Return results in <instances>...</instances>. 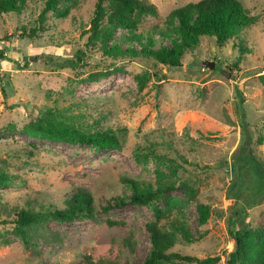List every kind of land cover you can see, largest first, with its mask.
Masks as SVG:
<instances>
[{
	"label": "rangeland",
	"instance_id": "obj_1",
	"mask_svg": "<svg viewBox=\"0 0 264 264\" xmlns=\"http://www.w3.org/2000/svg\"><path fill=\"white\" fill-rule=\"evenodd\" d=\"M30 1L20 14L0 15V127L16 126L0 132V219H12L23 205L60 207L77 187L92 194L95 213L47 220L31 230L29 246L12 231V222L0 225V264H70L82 261L84 254L139 263L148 250L146 223L155 217V207H169L189 224L194 240L178 237L174 250L219 256L213 264H226L234 248L226 192L234 176L233 154L245 139L242 123L254 138L251 152L264 164V0H241L257 22L223 46L213 36H203L181 67L143 57L113 64L93 51L86 64L62 68L44 58L62 60L73 56L76 44L84 48L79 23H88L95 0H73L75 7L66 17H51L33 38L21 33L37 24L44 0ZM151 1L158 14L146 15L147 25L161 23L172 8L193 0ZM204 60L214 61V67L201 66ZM107 70L98 80L87 79L91 72ZM55 105L83 112L79 122L84 119L85 128L115 131L121 146L101 150L20 130ZM137 149L153 152L140 162ZM123 176L187 186H177L153 205L125 202L101 210L107 201L130 193ZM199 202L210 206L203 225L198 224ZM248 212L251 224L264 227V200ZM162 217L161 222L168 215ZM254 247L264 249L258 242Z\"/></svg>",
	"mask_w": 264,
	"mask_h": 264
},
{
	"label": "trees",
	"instance_id": "obj_2",
	"mask_svg": "<svg viewBox=\"0 0 264 264\" xmlns=\"http://www.w3.org/2000/svg\"><path fill=\"white\" fill-rule=\"evenodd\" d=\"M30 0H0V15L20 14L30 8ZM73 2V3H72ZM75 7L73 0H44L37 14V24L29 31L23 29L21 35L33 38L38 30L49 25L51 17L64 18ZM157 6L151 0H95L88 23H79L83 33V46L75 45L72 57L62 60L51 55H44V60L57 67H76L86 64L93 51L115 61L122 58L143 57L168 67H181L183 58L189 51L196 49L203 36H213L218 46H223L229 39L239 37L243 30L257 22L254 14L245 7L241 0H193L172 8L161 23H144L146 15H157ZM1 56V55H0ZM119 69L115 67L114 70ZM111 71V70H109ZM109 71H94L88 80H98ZM64 107H48L41 115L31 119L21 127V131L36 138L67 143H83L97 149L119 148L120 140L115 131L110 129L90 130L84 127L79 115L83 112H65ZM239 112V111H238ZM240 113V112H239ZM245 131L244 143L233 154V178L228 186L226 197L228 205L229 233L234 240V248L228 253L226 264H264V249L255 248V243L264 247V227L251 224L248 209L264 200V164L251 152L254 138L248 124L242 123ZM12 123L0 127V132L15 129ZM257 140L262 141V137ZM256 140V142H257ZM149 152L135 151L138 161L144 162ZM185 160V159H184ZM186 161V160H185ZM253 167L256 168V172ZM253 170V171H252ZM257 173L255 178L252 174ZM256 179L255 182L252 181ZM122 182L130 189L124 196H116L101 210H109L113 205L130 202L148 205L160 199L179 185L173 181L136 179L123 176ZM3 180L0 179V185ZM92 194L85 187H77L65 195L62 206L54 204L34 208L29 205L16 207L12 219H0V225L12 222V231L31 245V230L47 220L70 221L76 218L94 216L95 205ZM113 201V202H112ZM155 217L146 223L149 233L148 250L139 263L124 264H174L190 263L213 264L219 256L198 257L184 254L173 247L178 237L192 242L189 224L178 212H171L169 207L161 211L154 208ZM198 224L207 222L210 206L203 202L197 204ZM165 218L163 222L161 220ZM109 223H114L108 220ZM128 244L132 246L128 240ZM51 264H59L54 262ZM70 264H118L114 259L94 260L84 254L82 261Z\"/></svg>",
	"mask_w": 264,
	"mask_h": 264
},
{
	"label": "water",
	"instance_id": "obj_3",
	"mask_svg": "<svg viewBox=\"0 0 264 264\" xmlns=\"http://www.w3.org/2000/svg\"><path fill=\"white\" fill-rule=\"evenodd\" d=\"M200 65L201 66H208V67H211V68H213L214 67V61H206V60H204V61H202L201 63H200Z\"/></svg>",
	"mask_w": 264,
	"mask_h": 264
},
{
	"label": "built area",
	"instance_id": "obj_4",
	"mask_svg": "<svg viewBox=\"0 0 264 264\" xmlns=\"http://www.w3.org/2000/svg\"><path fill=\"white\" fill-rule=\"evenodd\" d=\"M262 73H264V69H262Z\"/></svg>",
	"mask_w": 264,
	"mask_h": 264
}]
</instances>
